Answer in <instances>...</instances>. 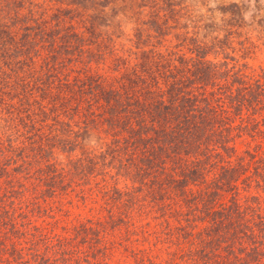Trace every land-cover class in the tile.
I'll return each mask as SVG.
<instances>
[{
  "label": "rangeland",
  "instance_id": "374dc122",
  "mask_svg": "<svg viewBox=\"0 0 264 264\" xmlns=\"http://www.w3.org/2000/svg\"><path fill=\"white\" fill-rule=\"evenodd\" d=\"M65 28L80 41L61 44L56 35L49 44L38 31ZM196 44L211 47L208 59L225 60L264 88V0H0V264L185 263L186 243L176 230L190 216L178 197L159 189L151 198L147 187L115 175L101 160L110 136L100 126H83L72 102L48 106L47 97L55 96V81L73 87V95L61 90L62 98H75L78 80L88 76L109 83L115 61L133 63L137 45L166 64L189 56ZM21 47L28 61L12 76L23 57L11 51ZM63 47L72 54L51 66L45 50ZM36 81L50 82L41 86L50 92L29 91ZM95 107L87 113L91 124L98 120ZM258 107L249 118L264 133ZM52 130L72 141L78 134L77 143L42 156L40 143ZM263 143L264 134H243L235 155L246 157V148L257 153ZM85 157L95 163L87 174L76 164Z\"/></svg>",
  "mask_w": 264,
  "mask_h": 264
},
{
  "label": "trees",
  "instance_id": "16d2710c",
  "mask_svg": "<svg viewBox=\"0 0 264 264\" xmlns=\"http://www.w3.org/2000/svg\"><path fill=\"white\" fill-rule=\"evenodd\" d=\"M148 23L154 25L153 20ZM38 31L49 44L56 35L61 44L81 39L66 28L58 34ZM60 48L45 50L51 66L57 63L55 58L72 54L73 48ZM136 48L133 63L115 61L116 76L109 83L96 80L97 76L78 80L74 99L58 95L61 90L73 95L71 83L53 82L55 96L47 97L48 106L72 102L83 126L103 128L111 146L101 160L115 175L136 189L147 187L151 198L159 189L178 197L190 216L176 230L186 243L184 264H264V143L257 153L246 148L242 151L246 157L235 155L243 134L251 138L264 134L249 118L256 105L264 107V88L225 60L208 59L210 46L193 45L189 56H176L166 64L150 49ZM11 52L23 57L19 66L11 67L15 76L28 61V50ZM33 83L37 85L29 91L50 92V85L41 87L50 82ZM26 86L21 83L22 92ZM93 105L98 120L91 124L87 113ZM77 136L72 141L50 131L40 143L41 155L58 144L72 149ZM76 161L81 163L80 173L94 170L92 158ZM200 221L204 226L198 225Z\"/></svg>",
  "mask_w": 264,
  "mask_h": 264
}]
</instances>
